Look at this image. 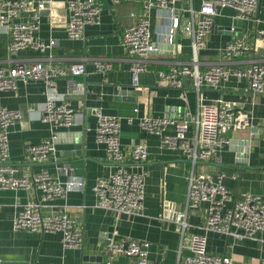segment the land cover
Wrapping results in <instances>:
<instances>
[{
  "label": "crops",
  "instance_id": "obj_1",
  "mask_svg": "<svg viewBox=\"0 0 264 264\" xmlns=\"http://www.w3.org/2000/svg\"><path fill=\"white\" fill-rule=\"evenodd\" d=\"M44 1L46 8L35 39L47 46L52 41L55 45L44 52L26 50L11 55L8 52L10 32L6 26H0V66L38 60L67 69L85 59L84 76L56 81L58 94L75 110L74 125L55 127L42 120L47 97L45 84L39 81L18 82L16 91L0 92V110L22 113V119L10 129V162L19 168V176L30 178L45 169L64 182L71 175L85 182L84 190L71 191L43 210L48 215L67 207L76 230L84 234V244L81 248L68 249L60 233L16 231L15 217L26 204L39 199L41 192L0 189V264H137L136 258L125 255H117L107 262L110 230L112 243L148 242L147 264H190L191 239L194 234L204 233L208 205L189 212L190 227L182 238L170 212H183L186 208L191 163L180 150L162 147L161 137L145 132L140 121L145 117L181 120L188 112L197 114L199 104L192 78L186 80V98L182 99L180 90L169 87L159 77V72L168 71L173 63L192 62L191 38L182 31L175 37H167L162 30L169 21L152 10L149 18L154 49L147 58L149 70L141 73L138 84L134 85L132 57L122 45V34L144 14L141 2L114 4L111 0H102L104 7L99 24L87 26L80 40H70L67 25L71 11L67 0ZM204 1L181 0L177 4L183 25L191 18L190 10L198 11ZM30 15L31 10L22 14L21 21H27ZM261 30H264V0H260L255 15L243 21L236 20L231 10L219 9L214 30L206 38L207 48L199 56L200 71L205 72L216 63H225L232 70L246 68L254 60L264 63V42L256 37ZM237 38L247 43L251 52L239 60L229 61L223 49ZM98 60L113 64L112 70L98 71ZM219 98L236 102L239 110L248 113L252 126L228 132L229 144L218 152V159L200 168L213 175L223 173L224 184L234 198L254 194L264 200V95H254L246 79L231 76L217 87L206 86L202 91L203 104ZM98 111L119 117L122 165L130 172L145 174L144 209L136 215L116 214L95 206L94 186L99 179L108 178L116 171V163L106 147L97 142ZM55 132L58 141L54 158L43 165L28 162L26 148L50 138ZM165 133L174 134V127H168ZM81 139L83 148L78 151L76 146ZM135 143L147 145L146 162L132 161ZM207 239L208 253L227 256L234 264H259L264 260V233L257 240L233 241L210 232Z\"/></svg>",
  "mask_w": 264,
  "mask_h": 264
},
{
  "label": "built area",
  "instance_id": "obj_2",
  "mask_svg": "<svg viewBox=\"0 0 264 264\" xmlns=\"http://www.w3.org/2000/svg\"><path fill=\"white\" fill-rule=\"evenodd\" d=\"M114 4L122 2H141L144 14L139 20L127 27L122 34V45L131 55V74L133 84H138L139 75L149 70L147 60L154 49L149 14L156 10L169 23L162 30L167 37H175L180 31L192 40L193 59L189 64L173 63L168 71H160L159 77L169 87L181 91V98H186V80L193 79V87L198 98V112H188L185 119L142 118L141 128L161 137V145L171 150H180L191 163L188 178L186 208L183 212H170L178 225L181 237L186 235L188 214L208 205L207 219L202 234H194L188 258L190 264H234L224 255L208 253L207 234L214 232L228 240H257L264 233V200L261 196L247 194L242 199L234 198L230 189L224 184L225 175L205 172L202 164L217 160L229 140L226 134L235 130H246L252 126L248 113L238 109L236 102L217 99L211 104H203L202 91L206 86L217 87L231 76L247 80L254 95H264V63L254 60L243 69L232 70L225 63H216L205 72L199 69V56L207 48L206 38L213 32L215 18L219 9L231 10L239 21L252 18L259 8L260 0H205L198 11L190 10L191 18L182 24L177 4L181 0H111ZM71 16L67 25L70 40H80L87 26L99 24L104 2L102 0H67ZM46 8L44 0H0V26H6L10 32L9 54L26 50L44 52L49 46L36 41L35 33L41 23V14ZM31 15L27 21H21L22 14ZM183 11V10H182ZM135 17V14H132ZM235 31V28H232ZM256 37L264 42V30L258 31ZM251 52V47L242 39H234L223 49L227 60H239ZM97 69L102 73L112 70L113 64L98 60ZM86 73V60L73 63L69 68L45 65L43 62L16 61L10 67L0 66V92H14L18 82H43L47 101L43 108L42 120L55 127L71 128L76 113L58 94L56 81L60 78L71 80ZM22 119L19 111L2 108L0 110V189L31 190L41 192L36 201L24 206L17 214L13 227L16 231H29L40 234L60 233L65 248H81L84 234L77 231L67 207L60 212L48 215L43 210L53 202L63 198L74 190H84L85 182L71 175L66 182L52 176L45 169L30 178L19 176V168L10 162V129ZM96 138L106 147L111 159L116 163V171L108 178L99 179L94 186L98 209L116 214L136 215L144 209L145 174L130 172L122 165L120 142V119L97 113ZM168 127H174V134H166ZM191 133V134H190ZM190 134V136H189ZM58 134L26 148V159L31 164H46L56 155ZM149 152L145 143H135L131 158L135 163L148 160ZM69 171V170H68ZM149 243L145 241L113 242L107 250V262L117 255L136 258L137 264H147ZM259 264H264V260Z\"/></svg>",
  "mask_w": 264,
  "mask_h": 264
},
{
  "label": "water",
  "instance_id": "obj_3",
  "mask_svg": "<svg viewBox=\"0 0 264 264\" xmlns=\"http://www.w3.org/2000/svg\"><path fill=\"white\" fill-rule=\"evenodd\" d=\"M48 7V6H47ZM238 25H240V22L238 23ZM58 141V140H57ZM81 142H82V139L81 140H79V143H77L78 145L76 146V150H78V151H82V148H83V146H82V144H81ZM233 144H235V142H233ZM246 145H248V141H246ZM78 154H80V152H78ZM111 231L112 230H110V232H109V234H108V236H107V239H108V247L111 245V243H112V239H113V236H112V233H111Z\"/></svg>",
  "mask_w": 264,
  "mask_h": 264
},
{
  "label": "rangeland",
  "instance_id": "obj_4",
  "mask_svg": "<svg viewBox=\"0 0 264 264\" xmlns=\"http://www.w3.org/2000/svg\"><path fill=\"white\" fill-rule=\"evenodd\" d=\"M201 169V168H200Z\"/></svg>",
  "mask_w": 264,
  "mask_h": 264
}]
</instances>
